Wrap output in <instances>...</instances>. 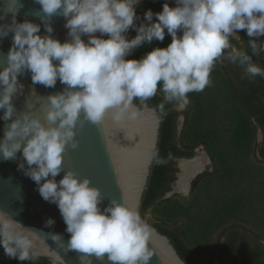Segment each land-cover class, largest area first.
I'll use <instances>...</instances> for the list:
<instances>
[{
    "label": "clouds",
    "instance_id": "clouds-1",
    "mask_svg": "<svg viewBox=\"0 0 264 264\" xmlns=\"http://www.w3.org/2000/svg\"><path fill=\"white\" fill-rule=\"evenodd\" d=\"M40 5L46 35H39L40 25L28 21L0 26V38L12 32V46L6 57V67L0 70V119L12 122L5 127L0 140V157L15 159L21 153L28 166L25 174L38 186L43 200L55 204L70 234L68 250L94 255L111 264H149L147 242L150 228L140 216L138 206L113 200L103 210L98 189L90 187L88 179H79L72 171H63L66 146L76 147L77 126L87 121L103 125L109 113L115 121L125 114L137 115L134 100L141 104L163 94L156 106L160 119L173 110L184 111L189 93L202 92L212 84L210 79L216 62L231 49L228 59L244 69L250 81L264 78V68L254 63L260 58L264 43V0H174L175 7L164 3L161 11L144 12L143 21L136 5L140 0H35ZM62 15L64 27L71 37L61 43L52 38L53 28L47 21ZM133 30L136 35L127 38ZM244 31L249 37L252 55L232 47L231 39L239 40ZM97 33L99 35H97ZM167 47L153 48L141 59H126L132 52L153 41ZM87 36V42L82 39ZM107 37V39L103 37ZM55 62V63H54ZM27 70L33 84L52 88L57 81L66 87L47 98L44 122L22 114L12 119L13 97L23 91L18 76ZM166 161L161 158L158 163ZM23 169L24 164L18 165ZM0 214V248L7 257L20 262L31 258L30 239L25 229ZM49 218L44 227L52 228ZM15 229H20L17 235ZM61 240L59 234L48 233ZM183 264V261H181Z\"/></svg>",
    "mask_w": 264,
    "mask_h": 264
},
{
    "label": "water",
    "instance_id": "water-1",
    "mask_svg": "<svg viewBox=\"0 0 264 264\" xmlns=\"http://www.w3.org/2000/svg\"><path fill=\"white\" fill-rule=\"evenodd\" d=\"M148 1L151 0H140L136 6ZM41 15L43 13L40 5L35 0H0V26L12 25L14 28L13 21L17 24L28 21L40 25L39 35L43 36L47 33L44 22L40 19ZM47 23L53 28L52 38L61 43L71 40L64 27L66 21L62 15L53 16ZM12 35L9 31L6 37L0 38V70L6 67ZM82 39L87 42V36H82ZM18 82L23 85V91L18 92L12 99L15 108L13 120L28 113L43 123L47 98L62 92L66 87L59 81L52 88L33 84L31 73L27 70L18 76ZM134 105L137 112L134 119H129L125 114L117 122L112 118L113 114L109 113L103 125H94L87 121L83 126L78 125L74 130L76 147L66 146L63 171L55 178L58 182L64 172L72 171L77 178L88 179L89 186L98 189L101 194V210L115 200L131 207L138 206L140 213L142 195L158 142L160 118L153 107L141 102ZM2 116L3 111L0 110V117ZM11 122L0 119V140H3L6 125ZM189 160L191 159H180ZM20 164H24L23 169L18 168ZM27 168L21 153H17L15 159L11 160L0 157V214L5 215V220L9 218L23 228L33 230L31 233H24L32 244L31 258H44L55 264H111L106 254L103 260H99L94 255L87 256L67 249L70 234L65 231L66 225L60 212L55 204L41 198L38 186L25 174ZM49 218L55 220L52 228L44 227ZM150 230L147 242L149 264H181L182 260L169 239L151 228ZM15 232L19 235L20 229H15ZM48 233L59 234L62 241L46 235ZM237 264H240V260Z\"/></svg>",
    "mask_w": 264,
    "mask_h": 264
},
{
    "label": "trees",
    "instance_id": "trees-1",
    "mask_svg": "<svg viewBox=\"0 0 264 264\" xmlns=\"http://www.w3.org/2000/svg\"><path fill=\"white\" fill-rule=\"evenodd\" d=\"M164 3L175 7L174 0H151L136 6V13L140 20L137 25L144 23L143 15L147 10L159 12ZM98 34V33H97ZM99 35V34H98ZM136 32L130 30L127 38L132 39ZM243 45V52L252 55L248 47L249 37L244 31L238 33ZM103 38H107L106 36ZM171 42L170 36L164 41H153L135 49L126 59H141L153 48H164ZM257 44L264 43V37L256 38ZM230 52L227 51V54ZM254 63L264 68V53ZM231 63V64H230ZM238 84L228 76L227 68L232 72V62H224L221 57L213 68L212 73L220 78L228 87L235 104L234 127L229 135V146L237 155L247 156L255 147L257 130H261L262 140L259 144V155L264 160V78L259 76L251 81L244 76L243 67L234 64ZM163 94L157 95L146 102L150 107L162 101ZM190 103L186 110L175 111L173 105L167 104V117L160 119V128L156 151L147 179L146 189L143 192L140 215L144 219L146 213H151L152 221L144 220L152 230L167 237L179 258L185 264H264V245L260 235L248 227L242 219L243 201L239 199L216 198L208 203L206 209L196 215L191 214L183 202H188L203 181L215 179L219 182H228L233 178L229 157L221 147L218 133L214 130H205L203 122V102L195 93H189ZM138 104L139 100L133 101ZM158 116L159 112L157 111ZM183 118L182 128L178 130V120ZM160 118V116H159ZM202 146L211 162V171L205 170L197 175L190 184L188 199L169 197L171 186L176 180L177 168L172 159H190L194 149ZM163 158L164 163H158ZM205 182V183H206ZM204 183V184H205ZM264 192V186H263ZM202 211V210H200ZM221 233L217 236L211 252L205 245L212 232ZM0 264H55L44 258H30L20 262L7 257L0 248Z\"/></svg>",
    "mask_w": 264,
    "mask_h": 264
},
{
    "label": "rangeland",
    "instance_id": "rangeland-1",
    "mask_svg": "<svg viewBox=\"0 0 264 264\" xmlns=\"http://www.w3.org/2000/svg\"><path fill=\"white\" fill-rule=\"evenodd\" d=\"M230 43L233 48L243 52V45L240 39H231ZM227 51L230 52L231 49L225 50L222 56L225 63L229 61ZM231 69L232 72L228 68L226 72L234 84H238L236 79L237 73L235 72L236 69L233 63ZM210 79L212 84L209 87H206L202 92H195L203 102L204 119L201 127L205 130H214L218 133L221 147L229 157V165L232 167L233 178L228 182H219L215 179L207 182L203 181L194 192L192 198L188 202L183 203L191 214L196 215L203 212L208 203L216 198H232L243 201L242 219L246 227L260 235L264 245V160L259 155V144L261 143L262 135L260 130H257L255 136L256 145L249 155H237L232 152L229 146V135L234 127L235 104L233 96L226 84L216 75L211 73ZM182 122L183 118L180 117L178 120V130L182 128ZM190 159L201 160L204 167L200 172L207 169L211 171V162L202 146L194 149L193 156ZM181 162L177 161V164H181ZM177 173H180L179 169ZM189 195L190 185L186 192H180L177 190L176 183H173L171 191L166 197L188 199ZM152 219L153 216L149 212L144 215V219L142 218L143 221H152ZM220 233L218 231L212 232L211 236H209L205 245L209 253Z\"/></svg>",
    "mask_w": 264,
    "mask_h": 264
},
{
    "label": "bare ground",
    "instance_id": "bare-ground-1",
    "mask_svg": "<svg viewBox=\"0 0 264 264\" xmlns=\"http://www.w3.org/2000/svg\"><path fill=\"white\" fill-rule=\"evenodd\" d=\"M204 164L200 159H191L190 161H182L180 164L181 173L178 174L176 181L177 190L186 192L189 186V181L194 178L197 172L203 168Z\"/></svg>",
    "mask_w": 264,
    "mask_h": 264
},
{
    "label": "flooded vegetation",
    "instance_id": "flooded-vegetation-1",
    "mask_svg": "<svg viewBox=\"0 0 264 264\" xmlns=\"http://www.w3.org/2000/svg\"><path fill=\"white\" fill-rule=\"evenodd\" d=\"M260 132H261V130H260ZM261 135H262V133H261ZM177 161H180V159H174V158L172 159V163H173V162L175 163V167L177 168V170H178V169L180 170V164H177ZM189 161H190V160H189ZM203 167H204V166H203ZM202 169H203V168H202ZM202 169H201V170H202ZM201 170H200V171H201ZM200 171H199V172H200ZM204 171H205V170H203V172H204ZM199 172H197L198 174L196 173L195 175L197 176V175H199V174L202 173V172H200V173H199ZM180 173H181V170H180ZM180 173H179V174H180ZM176 174H177V173H176ZM196 176H195V177H196ZM195 177H194V178H195ZM193 180H194V179H193ZM190 184H191V183H190Z\"/></svg>",
    "mask_w": 264,
    "mask_h": 264
}]
</instances>
